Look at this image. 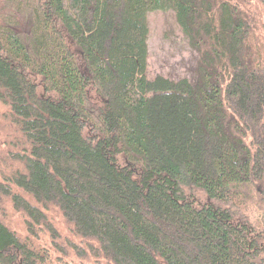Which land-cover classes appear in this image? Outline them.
<instances>
[{
    "label": "trees",
    "instance_id": "trees-1",
    "mask_svg": "<svg viewBox=\"0 0 264 264\" xmlns=\"http://www.w3.org/2000/svg\"><path fill=\"white\" fill-rule=\"evenodd\" d=\"M35 2L24 38L0 25L23 143L0 213L64 253L56 209L107 264H264V0ZM169 11L193 83L146 77L147 17ZM1 218L0 264H44Z\"/></svg>",
    "mask_w": 264,
    "mask_h": 264
},
{
    "label": "rangeland",
    "instance_id": "rangeland-1",
    "mask_svg": "<svg viewBox=\"0 0 264 264\" xmlns=\"http://www.w3.org/2000/svg\"><path fill=\"white\" fill-rule=\"evenodd\" d=\"M35 5V0H0V25L13 28L24 38L29 32L30 12ZM147 20V79L153 80L157 76L167 77L172 81L187 78L193 83L198 55L189 45L174 12L151 13ZM10 115L9 107L0 102V180L14 168L20 167L13 157L23 150L21 135L11 123ZM13 190L22 194L15 188ZM46 214L59 233L64 253L52 247L50 234L41 226H37L38 237L29 234L24 217L10 205L7 206L5 215L0 213V217L23 241L31 244L34 250L46 251L44 264H107L91 250L90 242L72 235L56 209H50ZM67 241H71L75 247L69 246Z\"/></svg>",
    "mask_w": 264,
    "mask_h": 264
}]
</instances>
